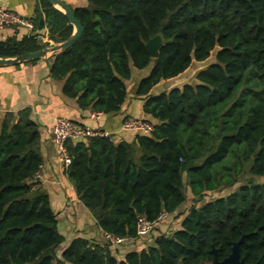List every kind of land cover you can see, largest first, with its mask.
Instances as JSON below:
<instances>
[{"label":"trees","instance_id":"trees-1","mask_svg":"<svg viewBox=\"0 0 264 264\" xmlns=\"http://www.w3.org/2000/svg\"><path fill=\"white\" fill-rule=\"evenodd\" d=\"M80 39L51 54L50 74L81 111L120 114L133 71L148 69L134 91L153 120L132 143L112 137L68 141L66 169L79 201L106 235L137 240L140 217L168 220L193 204L178 229L156 228L153 244L118 260L111 243H63L48 195L34 183L42 166L41 134L31 110L0 118V264H209L226 259L241 237L240 259L264 264V0H88L72 10ZM29 35L0 40L15 58L67 40L73 27L46 0ZM46 30L47 35L37 32ZM162 37L152 59L145 44ZM213 57L194 83L153 94L163 81ZM82 126V125H80ZM246 183L196 207L208 193ZM37 187V188H36ZM164 224V223H163ZM162 224V225H163Z\"/></svg>","mask_w":264,"mask_h":264},{"label":"crops","instance_id":"crops-1","mask_svg":"<svg viewBox=\"0 0 264 264\" xmlns=\"http://www.w3.org/2000/svg\"><path fill=\"white\" fill-rule=\"evenodd\" d=\"M60 1L71 10L84 8L88 5V0ZM0 5L30 20L40 6V0H0ZM46 32V30H42L37 33L44 36L47 35ZM31 33L35 32L7 27L0 31V40L11 37H16L19 40ZM52 61L51 54H49L42 59L0 67V118L5 113H17L24 109H30L31 118L39 127L40 153L43 161L40 168L42 174L40 187L49 197L51 208L57 215L58 232L64 240L55 250V258L60 259L63 250L74 239L81 238L96 243H106L107 240L104 233L97 227L92 214L79 201L72 183L67 178L66 170L57 160L51 134L54 120L62 117L84 127L102 131L111 136L115 144L132 143L134 140V134L121 130L122 122L125 119L137 118L154 122L143 114L142 101L136 99L134 94L138 82L148 74V69L141 72L133 71L132 79L126 82L128 95L120 114L116 116L99 115L96 118L95 113L81 111L75 101L63 95L62 82L53 79L50 74ZM169 82H161L153 89V94L162 92H159L158 88L170 85ZM162 227L164 228V224L161 225ZM153 236L125 240L118 245H111V250L118 260H122L126 253L140 251L152 245ZM56 259L54 264H57Z\"/></svg>","mask_w":264,"mask_h":264},{"label":"built area","instance_id":"built-area-1","mask_svg":"<svg viewBox=\"0 0 264 264\" xmlns=\"http://www.w3.org/2000/svg\"><path fill=\"white\" fill-rule=\"evenodd\" d=\"M7 27L22 28L32 30L33 25L30 20L25 19L16 13L8 10L4 6L0 5V31ZM99 113H95L96 118L99 117ZM121 130L132 134H149L153 131V125L145 120L137 118H127L122 122ZM53 145L56 152L58 162L66 170L70 165L71 159L66 149V143L68 141L79 142L86 140L87 138L109 135L98 130H93L89 127L80 126L76 122L58 117L54 120V124L51 130ZM42 174L39 170L34 176V183L37 185L41 183ZM37 188V187H36ZM166 220L168 215L166 213H160L158 217L149 222L145 218L140 217L137 221V235L141 238L148 237L156 228L160 227ZM105 239L111 243L112 246L118 245L125 241V239L113 238L104 234Z\"/></svg>","mask_w":264,"mask_h":264},{"label":"water","instance_id":"water-1","mask_svg":"<svg viewBox=\"0 0 264 264\" xmlns=\"http://www.w3.org/2000/svg\"><path fill=\"white\" fill-rule=\"evenodd\" d=\"M46 2L52 7L61 11V13L67 19L68 23L73 27V32L70 37L60 44H52L36 52L25 53L15 58H0V67L14 66L26 61L42 59L49 54L63 52L69 49L80 39L83 32V27L75 19L72 10L60 0H46ZM162 42V37L160 35H156L153 38L149 39V41L145 44V48L147 49V52L152 59L158 58L159 48L161 47ZM243 239L244 237H241V239L237 243L233 244L230 255L223 261H219L216 252L212 250L213 258L209 264H245L244 260L240 259L239 255V245L243 242Z\"/></svg>","mask_w":264,"mask_h":264},{"label":"rangeland","instance_id":"rangeland-1","mask_svg":"<svg viewBox=\"0 0 264 264\" xmlns=\"http://www.w3.org/2000/svg\"><path fill=\"white\" fill-rule=\"evenodd\" d=\"M212 62H213V57L204 63H200V64L193 63L192 66L187 70V72L185 74H182L181 76L171 80L169 82L170 85H168L166 87L165 86L159 87L158 91L159 92L160 91H167V90H170L171 88H174V87L179 88V87L183 86L184 84L194 83V81H195L194 78H195L196 73L200 70L205 69ZM246 179H248V176L243 178L239 183H237L234 187H232L230 189L229 188L223 189L222 191H220L218 193H208L204 197V199L201 202L196 203L195 206L199 207L204 203L211 202V201L218 199L220 197L228 196L229 194L233 193L238 187L244 185L246 183ZM253 181L255 183H262V182H264V178H254ZM185 194H186V198H187L186 204L175 215H173L171 217V219L166 220L164 222V228L160 227V230L168 233V232H173L174 230L178 229V222L180 221V219H182V217L187 213L189 207L193 204L192 196L188 192L187 188L185 189ZM153 234L155 235V232Z\"/></svg>","mask_w":264,"mask_h":264}]
</instances>
